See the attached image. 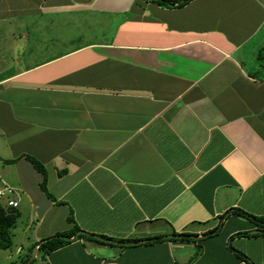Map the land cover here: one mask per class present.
Instances as JSON below:
<instances>
[{"label": "crops", "instance_id": "obj_1", "mask_svg": "<svg viewBox=\"0 0 264 264\" xmlns=\"http://www.w3.org/2000/svg\"><path fill=\"white\" fill-rule=\"evenodd\" d=\"M180 1L0 0L55 18L0 53L26 264H264V0Z\"/></svg>", "mask_w": 264, "mask_h": 264}, {"label": "rangeland", "instance_id": "obj_2", "mask_svg": "<svg viewBox=\"0 0 264 264\" xmlns=\"http://www.w3.org/2000/svg\"><path fill=\"white\" fill-rule=\"evenodd\" d=\"M12 1V0H11ZM26 2V0H25ZM14 1L13 4H16ZM5 20H0V53L3 51L5 53L12 52V42L15 41L13 38L14 34L22 30L23 25L21 23L30 22L31 25L34 20H53L50 15L38 16L36 13H23L21 11H9L3 17ZM46 31V30H45ZM47 34V32H46ZM17 41V40H16ZM15 41V42H16ZM8 48V49H7ZM4 186H0L3 188ZM7 198L0 199L1 202L6 201ZM29 220L25 216H20L15 224V228L12 230L14 242L13 247H11L7 252L0 251V264H22L27 257L33 259L35 254L38 255L39 250L37 249V242L35 241L31 230H27ZM23 230L27 231L29 236L22 240L23 244L20 246L21 252L18 251L19 239L23 234ZM7 255L10 257L8 258Z\"/></svg>", "mask_w": 264, "mask_h": 264}, {"label": "trees", "instance_id": "obj_3", "mask_svg": "<svg viewBox=\"0 0 264 264\" xmlns=\"http://www.w3.org/2000/svg\"><path fill=\"white\" fill-rule=\"evenodd\" d=\"M188 1L190 0H182L180 1L179 5L184 2H188ZM158 2L163 5H167V4L172 5L174 3V0L173 1L158 0ZM29 160L33 163V165L39 172L45 175L44 168L38 161H36L35 159L31 157H29ZM41 188L45 190L44 182L41 184ZM17 218H18V211L16 209L6 207L5 205H0V250H9L12 247L13 241H12L11 230L15 227ZM252 218L257 222L264 224V218L262 217L260 218L252 217ZM69 221H73V220L69 219ZM261 233H264V232H257L258 235ZM252 234L256 235V233H243L241 235H252ZM75 235L79 238L89 236L86 233H83L74 222V227L71 231L66 232V233H59L56 236L43 241L40 246L44 250H46V252H51L65 245L68 242V240L72 236H75ZM96 238H99L100 240H103V241L112 240L104 236H99ZM120 242H124V241H120ZM29 259L30 258L27 257L26 260L22 264H26Z\"/></svg>", "mask_w": 264, "mask_h": 264}, {"label": "built area", "instance_id": "obj_4", "mask_svg": "<svg viewBox=\"0 0 264 264\" xmlns=\"http://www.w3.org/2000/svg\"><path fill=\"white\" fill-rule=\"evenodd\" d=\"M15 189L9 186H4L0 188V199L7 198L5 201V206L9 208L16 209L19 206V201L15 197Z\"/></svg>", "mask_w": 264, "mask_h": 264}]
</instances>
